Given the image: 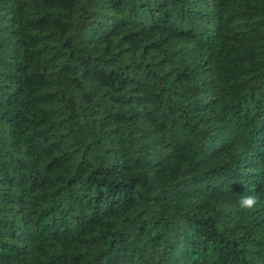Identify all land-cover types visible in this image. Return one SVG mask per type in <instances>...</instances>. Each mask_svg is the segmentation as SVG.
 Returning a JSON list of instances; mask_svg holds the SVG:
<instances>
[{
    "label": "trees",
    "instance_id": "obj_1",
    "mask_svg": "<svg viewBox=\"0 0 264 264\" xmlns=\"http://www.w3.org/2000/svg\"><path fill=\"white\" fill-rule=\"evenodd\" d=\"M0 264H264V0H0Z\"/></svg>",
    "mask_w": 264,
    "mask_h": 264
}]
</instances>
